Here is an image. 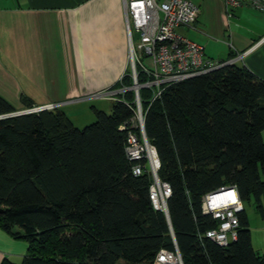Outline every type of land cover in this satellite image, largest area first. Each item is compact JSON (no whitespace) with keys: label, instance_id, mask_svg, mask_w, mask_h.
<instances>
[{"label":"trees","instance_id":"obj_1","mask_svg":"<svg viewBox=\"0 0 264 264\" xmlns=\"http://www.w3.org/2000/svg\"><path fill=\"white\" fill-rule=\"evenodd\" d=\"M113 86H132L128 69ZM151 95L139 90L157 178L170 188L167 216L150 200L149 173H132L146 161L125 155L130 129L119 128L134 117L133 91L116 94L109 113L93 108L83 128L58 108L7 117L16 109L0 96V229L27 244L20 263L0 264H151L174 243L183 264H264L244 209L262 213L264 202V81L234 62ZM20 103L36 107L24 96ZM226 186L243 211L236 241L221 247L204 235L217 223L201 200Z\"/></svg>","mask_w":264,"mask_h":264},{"label":"crops","instance_id":"obj_2","mask_svg":"<svg viewBox=\"0 0 264 264\" xmlns=\"http://www.w3.org/2000/svg\"><path fill=\"white\" fill-rule=\"evenodd\" d=\"M190 1L199 8V30L181 27L177 34L201 46L211 61H234L264 81V12L242 5L229 16L222 0ZM123 5L124 0H0V96L15 109L22 96L36 107L102 98L109 113L111 99L94 95L118 83L128 68ZM260 177L264 182V167ZM258 214L262 224L255 240L247 218L252 247L263 254L264 202ZM26 253L24 241L0 229V263Z\"/></svg>","mask_w":264,"mask_h":264},{"label":"built area","instance_id":"obj_3","mask_svg":"<svg viewBox=\"0 0 264 264\" xmlns=\"http://www.w3.org/2000/svg\"><path fill=\"white\" fill-rule=\"evenodd\" d=\"M226 13L242 5H249L256 11L264 12V0H222ZM125 31L128 41V70L132 86L112 92H101L95 97H113L128 90L134 93V117L129 125L125 146L126 158L130 161H146L145 165L136 164L132 168L135 176L148 172L153 184L150 187V200L156 210L167 216L165 200L170 195L167 184L157 178L159 161L155 150L148 146L144 135V114L139 98L140 89H150L153 102L160 97L164 86L196 75L205 74L218 67L234 63L214 62L206 58L203 48L180 36L176 30L181 27L199 30L195 26L199 8L190 0H124ZM133 33L137 42L134 43ZM139 74L145 81L139 83ZM54 105L41 106L34 112L53 110ZM133 129L139 130L140 142ZM147 147L154 152L156 161L148 156ZM146 153V154H145ZM154 163V164H153ZM157 186V187H154ZM231 194V195H230ZM201 211L210 216L217 225L205 232V237L221 247L228 246L237 239L239 224L238 214L243 211V203L235 186L221 187L202 197ZM151 264H183L179 251L174 243V250H161Z\"/></svg>","mask_w":264,"mask_h":264},{"label":"rangeland","instance_id":"obj_4","mask_svg":"<svg viewBox=\"0 0 264 264\" xmlns=\"http://www.w3.org/2000/svg\"><path fill=\"white\" fill-rule=\"evenodd\" d=\"M133 38H134V43H136L137 40H136V36L134 33H133ZM110 88L107 90V92H112V91H110ZM108 98L111 99V102L115 99L114 96L108 97ZM102 100H103L102 98H87V99H83L82 101L72 102L73 101L72 99H63L62 101H64V102H62V101H60V102H62L64 104H62L56 108L62 110L63 113L66 115V117L72 122V124L76 128H83V127L94 122L93 108H95L96 110H102L105 112H106V110H109V108L107 106L104 107L101 104ZM106 103H108V102L106 101ZM44 106H46V105H44ZM39 107H41V106H39ZM39 107H33L31 109H28V110H33V109L39 108ZM19 111H24L22 106L20 109H16V112H19ZM154 187H157V186L154 185ZM244 209H245L246 215L250 219V226L253 229V237H254L253 239L255 240L256 239V233H258V229L262 224V218L258 214V212L254 206L245 204ZM21 260H22V258L16 262H13V263H20Z\"/></svg>","mask_w":264,"mask_h":264},{"label":"water","instance_id":"obj_5","mask_svg":"<svg viewBox=\"0 0 264 264\" xmlns=\"http://www.w3.org/2000/svg\"><path fill=\"white\" fill-rule=\"evenodd\" d=\"M33 112H34L33 110H24V111L11 113L10 115H7V117H12V116H17V115H24V114H29V113H33ZM155 154H156V152H155Z\"/></svg>","mask_w":264,"mask_h":264},{"label":"bare ground","instance_id":"obj_6","mask_svg":"<svg viewBox=\"0 0 264 264\" xmlns=\"http://www.w3.org/2000/svg\"><path fill=\"white\" fill-rule=\"evenodd\" d=\"M147 153H148V156L153 160V162L156 161L154 160L156 159V157H154V152L149 147H147Z\"/></svg>","mask_w":264,"mask_h":264},{"label":"snow or ice","instance_id":"obj_7","mask_svg":"<svg viewBox=\"0 0 264 264\" xmlns=\"http://www.w3.org/2000/svg\"><path fill=\"white\" fill-rule=\"evenodd\" d=\"M231 195V194H230Z\"/></svg>","mask_w":264,"mask_h":264}]
</instances>
